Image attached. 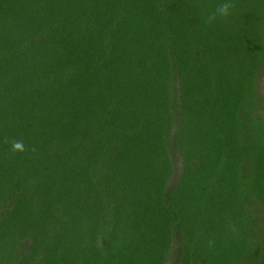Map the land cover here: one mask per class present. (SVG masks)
Instances as JSON below:
<instances>
[{"label":"trees","instance_id":"16d2710c","mask_svg":"<svg viewBox=\"0 0 264 264\" xmlns=\"http://www.w3.org/2000/svg\"><path fill=\"white\" fill-rule=\"evenodd\" d=\"M223 2L0 0V264H264V0Z\"/></svg>","mask_w":264,"mask_h":264},{"label":"clouds","instance_id":"9594fccd","mask_svg":"<svg viewBox=\"0 0 264 264\" xmlns=\"http://www.w3.org/2000/svg\"><path fill=\"white\" fill-rule=\"evenodd\" d=\"M234 7V5L231 3V0H226V2H223L219 5L216 6L215 10L212 11L211 13L208 14V16L206 17V23L207 24H212L213 22H215L218 18H226L231 14V9ZM6 143H9V141H5ZM11 144V150L12 152H24L25 149V145L24 142L21 140H11L10 141ZM32 152H35L36 149L35 147L31 148ZM229 231L233 234L237 233V228L234 224H229ZM215 245V240L213 239H209L207 241V246L209 248H212Z\"/></svg>","mask_w":264,"mask_h":264},{"label":"rangeland","instance_id":"374dc122","mask_svg":"<svg viewBox=\"0 0 264 264\" xmlns=\"http://www.w3.org/2000/svg\"><path fill=\"white\" fill-rule=\"evenodd\" d=\"M257 88L260 94L264 97V71H261L258 75Z\"/></svg>","mask_w":264,"mask_h":264}]
</instances>
